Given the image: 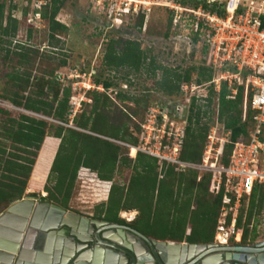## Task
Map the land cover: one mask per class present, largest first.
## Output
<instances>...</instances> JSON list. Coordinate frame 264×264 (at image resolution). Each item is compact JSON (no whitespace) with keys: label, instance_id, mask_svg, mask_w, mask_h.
Here are the masks:
<instances>
[{"label":"trees","instance_id":"trees-1","mask_svg":"<svg viewBox=\"0 0 264 264\" xmlns=\"http://www.w3.org/2000/svg\"><path fill=\"white\" fill-rule=\"evenodd\" d=\"M62 1L49 0L48 12L45 7L41 13L47 21L51 40H54V34L66 30L53 20ZM174 1L189 7H195L197 3L196 0ZM10 9L4 16V3L0 2V46L7 43L3 39L14 36L20 25L17 19L10 16ZM218 13L222 14V11ZM132 21H135L133 28L139 31L142 15ZM259 21L261 28H264V15L259 17ZM169 26L170 19L167 28ZM22 47L17 45L18 52L13 53L16 68L4 76L8 89L4 90L2 100L23 113L13 116L9 111L0 110V212L23 197L41 143L46 137H51L58 143L41 190L45 196L37 197L40 202L67 210L78 168L87 169L98 180L109 182L115 167L120 166L131 171L127 185L109 187L106 202L99 206L94 219L126 226L154 241L211 244L222 190L215 195L209 192L210 175L196 170L178 172L174 167L162 164L161 178L157 179L155 159L139 152L134 155L133 151L130 155L134 157L129 159L122 154L124 149L117 144L136 145V138L128 133L127 123L136 116L137 99L116 93L114 99L123 105L121 107L103 93L91 90L86 93L89 102L80 103L79 113L69 119L70 87L62 86L53 76V72L62 67L64 62L47 72L40 71L38 75L31 76L27 70L31 59L27 52L21 53ZM101 65L111 71L123 69L131 73L143 72L152 81L153 89L164 96H176L179 85L188 83L192 73L196 84L210 79L209 71L200 65L182 73L177 69L164 68L146 57V51L140 50L136 42L129 40H108ZM90 78L92 85L100 86L103 92L112 86L99 76L91 75ZM210 95L215 99L219 124L228 134L220 158V163L225 166L232 143L247 135L249 114L241 121L240 89L233 100L225 99L227 91L224 86L217 93L210 89L206 103H210ZM125 102L131 103L133 107L123 104ZM187 113L178 161L196 166L201 163L208 128L200 123V112L193 102L189 103ZM262 161L264 155L259 158V168ZM52 173L55 178L48 189L45 183ZM27 196L36 198V194ZM263 202L264 184L253 185L247 197L244 216L241 204L235 219V229L241 230V244L247 239L254 240V226H250V222L262 210ZM127 211L136 213L128 223L117 217L119 212ZM186 228L189 232L185 236Z\"/></svg>","mask_w":264,"mask_h":264},{"label":"rangeland","instance_id":"rangeland-1","mask_svg":"<svg viewBox=\"0 0 264 264\" xmlns=\"http://www.w3.org/2000/svg\"><path fill=\"white\" fill-rule=\"evenodd\" d=\"M172 1L174 0H152V2L159 5L151 7L143 33L133 28L135 21H130L126 27L117 30H104V34L106 35L101 38L103 33L102 27L104 26L103 17L91 8L88 0L62 1L56 17L67 28L62 33L54 34L58 36L57 39L51 40L45 28L35 34L27 32L25 35L23 27L19 26L14 36L11 39H3V42L7 43H3L0 46V110L9 111L13 116L23 113L2 100L4 90L8 89L4 83V76L11 69L16 68L13 53L18 52L16 46L20 44L23 46L22 50H20L21 53L27 52V56L31 59V64L27 69L31 73V76L38 75L40 71L47 72L59 66L60 62H64L62 67L57 68L53 72V76L56 73L59 74V78L62 77L61 84L70 87V97L75 98L73 102L86 104L89 102L86 93L90 90L86 91V86L87 83L90 84L91 82V78H87L90 74L92 76H99L101 80L110 82L111 88L106 92L101 91L99 93H103L116 105L123 106L115 101L114 96L116 93L137 99L136 116L127 123L128 133L137 140L136 145L132 147L134 155L136 151L135 147L145 148V150L148 148L151 151H157L158 144L170 147L175 137L174 134H178L182 124L185 126V118L188 114L187 107H183L182 103L179 102L180 96L178 94L176 96H164L156 92L153 89L152 81L143 72L131 73L123 69L115 71L107 70L101 65V57L108 40L112 39L114 41L129 40L136 42L140 50L146 51V57L152 58L164 68L177 69L179 73L203 63V54L200 49H195L184 42L175 40L172 37L170 38L169 28H167L170 13L166 8L159 6L160 4H168ZM254 1H262L264 3V0ZM0 2L4 3L5 13L8 12V8L17 9L18 6L17 12H20L25 6V0H0ZM164 34H166V37H164ZM194 78V73H192L190 81H193ZM123 104L133 107L131 103L125 102ZM161 106L166 108L168 122L162 123L161 120H157L156 118L155 120L149 118L152 115L157 116L154 111H158ZM195 106L200 112V123L208 128L206 136L209 135L210 137L209 140L205 138L200 164L202 166L203 162H213L212 158L216 156V151L227 142L228 134L222 129L217 119L214 96L210 95V103ZM79 109H81L80 106ZM149 121L153 123L150 124ZM141 126L145 128L142 129ZM163 129L164 132H171L168 139L166 135H161ZM44 142H47V148H53L54 146L55 149L58 143L56 139L54 140L51 137H46ZM145 142L148 145H145ZM43 144L41 143V145ZM121 147L124 149L122 154L129 159H133V156L130 155L132 150L123 146ZM204 151L206 152L205 154ZM157 152L161 153L162 149H159ZM38 156L39 153H37L34 159L33 170ZM217 158V161H219L221 155ZM261 168L264 169V161L261 162ZM32 169L26 182V186L31 192L27 194H36V198L44 197L45 193L41 190L48 169L45 173L39 174L40 178L34 181L31 180ZM130 173V169L116 166L112 179L109 182H103L98 180L91 171L81 167L78 168L72 183V192L67 203V210L65 211L80 217L94 219L93 216L99 211V206L104 205L106 202L109 187L111 185L125 187ZM54 178L53 173L49 175L45 183L48 189L52 187ZM27 194L24 193L23 196H27ZM241 200H243L242 203ZM241 200L239 205L241 206L242 204L243 217L247 197H242ZM4 211H1L0 215ZM135 215L134 211H127L119 212L117 217L123 222L128 223ZM250 226H254V240L250 241L247 239L244 244L251 245L263 242L264 202L262 210L255 217V220L250 222ZM229 244L232 243L230 242Z\"/></svg>","mask_w":264,"mask_h":264},{"label":"built area","instance_id":"built-area-1","mask_svg":"<svg viewBox=\"0 0 264 264\" xmlns=\"http://www.w3.org/2000/svg\"><path fill=\"white\" fill-rule=\"evenodd\" d=\"M88 1L91 8L103 17L101 38L106 35L104 30L126 27L128 22L138 15L143 17L139 29L143 33L151 7L159 5L152 0ZM196 2L195 7L182 5L178 1L159 6L166 8L170 13V38L200 49L203 63L199 65L210 73L207 82L200 84L194 81L182 82L179 85V102L183 107H188L190 102L194 105L206 104L209 90L217 93L221 86L227 91L225 99L233 100L240 89L241 121L245 120L247 113L249 114L247 135L232 143L225 166L220 163V159L217 161L222 146L212 158L213 162L207 163L202 160V166L178 161L184 124L178 134H174L170 147L158 144L156 150L162 149L161 153L139 147H135V153L139 152L155 159L157 179L161 178L160 169L164 167L162 164L174 167L178 172L196 170L209 174V192L215 195L222 190L212 244L222 246L231 242L236 245L241 236V230L235 229L240 200L249 196L253 185L264 184V169L258 167L259 158L264 155V28H261L259 21V17L264 15V3L254 0H196ZM45 7L48 11L49 0H25V6L20 12H17L19 6L17 9H10L9 12L12 18L19 21L25 35L27 32L35 34L44 28L47 30V21L41 16ZM219 11H222V14H219ZM5 15L7 13H4ZM53 20L67 28L56 15ZM53 37L58 38L56 35ZM90 76L91 74L87 78L90 79ZM54 78L61 84L62 77L59 78V74L56 73ZM88 90L102 91L100 86L95 87L91 82L87 83L86 91ZM74 99L72 96L68 99L69 119L79 112L81 102H73ZM154 112L157 116L152 115L150 119L156 118L162 123L167 121L165 107L161 106ZM161 135H166L168 139L171 132H164L163 129ZM209 138V135L206 136L207 140ZM117 144L131 148L125 144ZM146 144L148 145L145 142ZM188 232L186 228L185 236Z\"/></svg>","mask_w":264,"mask_h":264},{"label":"water","instance_id":"water-1","mask_svg":"<svg viewBox=\"0 0 264 264\" xmlns=\"http://www.w3.org/2000/svg\"><path fill=\"white\" fill-rule=\"evenodd\" d=\"M28 209H30L29 214ZM17 213H21V217H15ZM28 219H36L35 223H31L36 230L32 235L30 233L34 229L31 225L27 227ZM68 219L73 222V227L90 226L94 231L93 238L80 239L74 234L72 226L64 222ZM26 228L32 238L31 244L34 249L23 248L25 238L22 239V237ZM112 229L125 232L126 235L134 237L133 240L136 238L142 255H146L149 260L138 261L137 255L129 251L127 247H125L126 252L122 250L123 248L100 243L99 240L105 238L101 232ZM26 234H28L27 231ZM95 244L106 246V249L98 250L97 247H93ZM263 246L264 241L255 243L251 247L154 241L126 226L107 225L102 221L80 217L54 204L40 202L38 198L30 196H23L0 215V262L2 264L13 262L14 264H117L120 261V259L117 260V252L124 258L122 264H219L223 261L225 262L223 264H248L244 259L239 260L226 255L231 253L243 255L250 251L263 252ZM158 247L163 248L164 253L153 252V248ZM260 247L263 248L260 249ZM14 250L15 255L12 256ZM113 251H116L115 254ZM178 251L181 253L179 258L175 256ZM185 251L187 253H184ZM215 253H218V256H215ZM257 260L259 261V258ZM260 264H264V258Z\"/></svg>","mask_w":264,"mask_h":264},{"label":"bare ground","instance_id":"bare-ground-1","mask_svg":"<svg viewBox=\"0 0 264 264\" xmlns=\"http://www.w3.org/2000/svg\"><path fill=\"white\" fill-rule=\"evenodd\" d=\"M129 149H131L134 152V149L132 147ZM54 152H55V147L53 146V148H47V142H44V144L41 146L39 156H38L37 161L35 163V168L33 167L34 170H33L32 176H31V180L34 181V180L39 179L40 178L39 174L45 173L47 171V169L49 168V166L51 164V160L53 158ZM42 165H44V166H42ZM32 209H33V207L31 208V211H32ZM29 210L30 209H28V214H29ZM33 211H32V215H33ZM19 212H21V211H19ZM21 213H17V215L15 214V217H21ZM35 221H36V219L35 220L34 219H28L27 227L30 226L31 223H35ZM64 222L66 224L72 226L74 234H76L80 239H82V240L86 239L87 240V239L93 238L94 231L91 229L90 226L82 227L83 225H80V226L76 225L73 227V224H72L73 222L69 219L65 220ZM74 224H75V222H74ZM31 226L30 227L32 229H34V231H32V233H30L32 235V234H34V232L36 230L33 227L34 224H32ZM75 229H77V230H75ZM26 231L28 232V234H26ZM103 232H105V233H103ZM101 233L103 234V237H105V238H103V240H99L100 243L106 244V245H112V246L117 247L119 249L123 248L122 250L126 251V252H127V248H129V251L131 250L134 254L137 255L138 261H142V259L149 260V258L146 255H142L143 253L140 251L141 248H140L139 242H137L136 238H135V240H133L134 237H132L130 235H126L125 232H121L119 230H113V229L102 231ZM26 235L28 236V238H26L27 237ZM24 238H25V240H24L23 248H25L27 250H29V248L34 249L32 244H31L32 238H30V236H29L28 228H26L23 232L22 239H24ZM21 242H22V240H21ZM93 247H97L98 250L106 249V246H103V245L100 246V245L95 244V246H93ZM125 247H127V248H125ZM19 250H20V248L17 250V253ZM246 251H250V250H246ZM113 252L112 253L115 254L116 251H113ZM153 252H155V253H162L163 252L164 253V249L160 248V247H158L156 249L153 248ZM14 253H15V250L12 253V256L15 255ZM179 253H180V251H178L177 254L175 255L178 258L181 257L180 256L181 253L180 254ZM184 253H187V252L185 251ZM117 255H118L117 260L120 259V261L117 264H122L124 262V258L118 252H117ZM215 256H218V253H215ZM226 256L230 257V258H237L239 260L244 259L245 262L248 264H260L264 258V252L261 253V252H256V251H250V252L244 253L243 255H237V254L231 253V254L226 255ZM245 258H248V259H245ZM257 258H259V261L257 260ZM221 263L223 264L225 262L223 261ZM221 263H219V264H221ZM0 264H2V263L0 262ZM12 264H14V262Z\"/></svg>","mask_w":264,"mask_h":264},{"label":"flooded vegetation","instance_id":"flooded-vegetation-1","mask_svg":"<svg viewBox=\"0 0 264 264\" xmlns=\"http://www.w3.org/2000/svg\"><path fill=\"white\" fill-rule=\"evenodd\" d=\"M97 220V219H96ZM97 221H101V220H97ZM102 222H105L107 225H117V224H113V223H109V222H106V221H102ZM119 226H121V225H119ZM182 243H184V242H182ZM230 242H228L226 245H222V246H231V247H251L253 244H251V245H247V244H241L240 243V241H239V243L238 244H229ZM212 244V243H211ZM91 245H92V243H91ZM215 245H217V246H221V245H218V244H215ZM264 247V246H263ZM263 247H260V249L261 248H263ZM258 249V248H257ZM264 252V251H263ZM263 252H261V253H263Z\"/></svg>","mask_w":264,"mask_h":264},{"label":"crops","instance_id":"crops-1","mask_svg":"<svg viewBox=\"0 0 264 264\" xmlns=\"http://www.w3.org/2000/svg\"><path fill=\"white\" fill-rule=\"evenodd\" d=\"M29 192H31V190H28L27 186H25V191H24V193L27 194V193H29Z\"/></svg>","mask_w":264,"mask_h":264}]
</instances>
